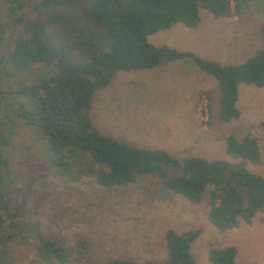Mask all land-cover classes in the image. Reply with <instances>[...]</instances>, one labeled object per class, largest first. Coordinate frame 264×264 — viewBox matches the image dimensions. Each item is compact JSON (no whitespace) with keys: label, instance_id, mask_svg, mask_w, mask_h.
I'll use <instances>...</instances> for the list:
<instances>
[{"label":"rangeland","instance_id":"1","mask_svg":"<svg viewBox=\"0 0 264 264\" xmlns=\"http://www.w3.org/2000/svg\"><path fill=\"white\" fill-rule=\"evenodd\" d=\"M36 2L24 0L10 14L7 3L0 0V62L6 60L13 40L23 34L22 24L12 21L15 17L49 20L46 42L61 44L71 60L88 62L100 41L77 33V28L89 23L82 12L89 0L50 5L41 14L34 9ZM198 15L196 27L175 23L149 35L148 42L190 51L220 64L243 62L259 48L264 0L251 1L246 11L227 17L214 18L204 9ZM3 66L0 96L1 92L6 95L0 97V156L5 166L0 171V190L20 229L0 246V264H59L38 255L37 237L65 248L63 264H108L111 259L163 263L166 229L198 231L189 249L193 264H210L208 248L225 246L235 248V264H264V207L250 223L219 231L206 217V193L193 203L150 175L104 187L94 179L98 166L90 154L77 150H62L61 163H56L57 154L47 148L45 135L17 115L27 105L23 98H16L15 90L42 76L44 67L33 64L16 70ZM236 88L238 117L219 122L214 78L189 58L160 60L150 68L117 71L91 96L88 115L101 134L129 146L164 151L179 162L195 156L234 163L237 159L225 152V138L252 136L260 161L247 162L245 168L264 177V89L243 83ZM204 109L207 119L202 121ZM163 168L169 177L179 173L168 164ZM3 231L8 234L7 220Z\"/></svg>","mask_w":264,"mask_h":264},{"label":"trees","instance_id":"2","mask_svg":"<svg viewBox=\"0 0 264 264\" xmlns=\"http://www.w3.org/2000/svg\"><path fill=\"white\" fill-rule=\"evenodd\" d=\"M4 1L10 14H15L24 3V0ZM251 1L256 0H232V3L230 0H89L82 10L89 23L85 28H77V33H84L90 41H100L96 45L98 51L84 63L71 60L61 44L54 46L46 42L44 33L49 20L15 17L12 21L22 24L23 34L13 40L6 60L0 62V86L5 71L3 65L16 70L33 64L44 67L42 76L15 90L16 98H23L27 105L17 115L45 135L47 148L57 154L56 163H61L62 150L88 153L92 163L98 166L94 179L104 187L123 185L136 176L150 175L157 177L170 192L193 203L199 202L206 193V217L219 231L250 223L254 214L264 207V177L245 168L247 162L260 161L256 138L249 135L240 139L231 135L225 138V152L237 159L234 163L195 156L179 162L164 151L129 146L101 134L91 124L88 106L93 93L105 87L117 71L146 69L160 60L189 58L216 82L219 92L217 120L236 119L237 85L252 84L264 89V22L258 29L259 48L240 63L220 64L197 57L190 51L163 44L154 46L147 37L175 23L196 27L199 9L206 10L214 18L227 17L246 11ZM72 2L38 0L34 9L41 14L50 5ZM5 95L1 92L0 97ZM1 129L0 124V134ZM261 152L264 156V146ZM163 164L176 167L179 173L167 176ZM4 166L5 159L0 156V171ZM2 193L0 190L1 247L17 236L20 229ZM6 220L8 234L3 231ZM197 234V230L175 232L166 229L163 240L167 257L163 263L111 259L108 264H193L189 249ZM37 238V253L42 259L52 258L59 264L66 261L62 245ZM206 255L210 264H235L236 250L232 246L210 247Z\"/></svg>","mask_w":264,"mask_h":264},{"label":"built area","instance_id":"3","mask_svg":"<svg viewBox=\"0 0 264 264\" xmlns=\"http://www.w3.org/2000/svg\"><path fill=\"white\" fill-rule=\"evenodd\" d=\"M230 2L232 3V0H230ZM200 119H201L202 121H205V120L207 119V114H206L205 109L203 110V112H202V114H201V116H200Z\"/></svg>","mask_w":264,"mask_h":264}]
</instances>
